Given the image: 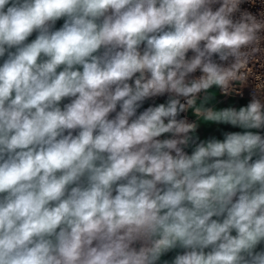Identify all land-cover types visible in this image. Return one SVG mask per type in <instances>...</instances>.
<instances>
[{"label":"clouds","instance_id":"obj_1","mask_svg":"<svg viewBox=\"0 0 264 264\" xmlns=\"http://www.w3.org/2000/svg\"><path fill=\"white\" fill-rule=\"evenodd\" d=\"M0 264H264V0H0Z\"/></svg>","mask_w":264,"mask_h":264}]
</instances>
